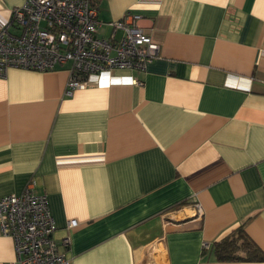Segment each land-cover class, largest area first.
I'll return each mask as SVG.
<instances>
[{
  "label": "crops",
  "instance_id": "crops-1",
  "mask_svg": "<svg viewBox=\"0 0 264 264\" xmlns=\"http://www.w3.org/2000/svg\"><path fill=\"white\" fill-rule=\"evenodd\" d=\"M94 1L99 37L132 12L159 56L113 74L141 85L71 97L69 65L1 76L0 197L35 180L71 264H264L213 252L243 227L264 254V0ZM23 2L0 0V28Z\"/></svg>",
  "mask_w": 264,
  "mask_h": 264
},
{
  "label": "built area",
  "instance_id": "built-area-1",
  "mask_svg": "<svg viewBox=\"0 0 264 264\" xmlns=\"http://www.w3.org/2000/svg\"><path fill=\"white\" fill-rule=\"evenodd\" d=\"M140 17L127 12L110 24V39L98 36V6L93 0H24L12 10L0 28V77L9 69L49 72L69 65L66 95L92 87L117 83L141 85L134 79L117 78L116 71H145L159 56V44L139 25ZM123 34L117 38V32ZM122 81V82H121ZM32 180L21 195L0 197V232L14 241L12 264H71L70 233L62 240L47 195L34 192ZM195 209L203 215L199 204ZM77 220L68 222V232ZM209 249V244H204Z\"/></svg>",
  "mask_w": 264,
  "mask_h": 264
},
{
  "label": "trees",
  "instance_id": "trees-1",
  "mask_svg": "<svg viewBox=\"0 0 264 264\" xmlns=\"http://www.w3.org/2000/svg\"><path fill=\"white\" fill-rule=\"evenodd\" d=\"M213 252L216 259L222 262L264 261L263 252L249 239L243 227L215 243Z\"/></svg>",
  "mask_w": 264,
  "mask_h": 264
}]
</instances>
